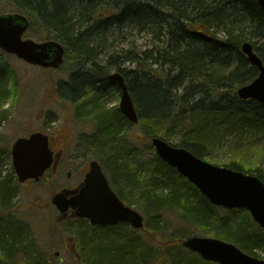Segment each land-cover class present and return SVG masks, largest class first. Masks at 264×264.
<instances>
[{
  "label": "trees",
  "instance_id": "obj_1",
  "mask_svg": "<svg viewBox=\"0 0 264 264\" xmlns=\"http://www.w3.org/2000/svg\"><path fill=\"white\" fill-rule=\"evenodd\" d=\"M8 1L27 18L28 31L34 32L38 42L55 40L64 47L59 70L72 72L58 89L72 103L75 119L90 128L78 133L76 143L84 150L103 153L100 161L107 173L114 164L117 175L112 173L109 179L122 201L126 195L115 187L114 179L121 178L128 196L141 180L128 158L116 155L126 144L123 128L133 125L117 107L107 109L100 101L99 96L113 88L105 80L108 73L119 72L125 78L146 140L160 137L169 143L176 139V147L208 160L223 125L247 122L264 129V107L236 96V89L257 74L241 45L251 43L264 63V12L255 0ZM139 37L144 42L139 43ZM7 73L0 63V114L7 111L2 109L7 94L14 95L17 88L12 83L7 89L3 82ZM2 153L8 155V148L0 147ZM221 165L255 175L264 183V172L240 159ZM145 171L149 186L137 195L143 201L144 227L137 231L120 224L93 229L86 221H70L79 241L69 258L74 264H214L181 247L182 239L212 224L224 229L210 232L211 237L233 241L249 255L256 256L255 250L264 254V231L247 212L217 215L218 208L157 156ZM9 176H0V264L59 263L56 258H44L30 229L12 209L19 184L11 186ZM159 185L165 190L156 194ZM192 194L194 203L189 202ZM168 212L177 213L184 226L180 234L163 240L157 224ZM235 214H241L247 224L232 223ZM198 225L199 231H191Z\"/></svg>",
  "mask_w": 264,
  "mask_h": 264
},
{
  "label": "rangeland",
  "instance_id": "obj_2",
  "mask_svg": "<svg viewBox=\"0 0 264 264\" xmlns=\"http://www.w3.org/2000/svg\"><path fill=\"white\" fill-rule=\"evenodd\" d=\"M11 12H17L13 4L8 0H0V13ZM23 38L37 41L34 32L31 31H28ZM144 40L145 38L139 37L138 41L142 43ZM0 63L5 64L10 72L4 76L5 80L3 81L7 89L12 83L17 86L14 95L9 93L6 96L5 107L2 109L7 111L0 114V147H6L9 150L16 138L27 137L33 132H43L55 139L57 149L69 150L63 154L64 160L68 163L65 171L60 175H50L39 183L31 182L19 185L11 199V207L17 212L18 218L30 229L31 236L43 250L45 259L52 257L58 261L61 258V263L57 264H74L69 258L79 243L77 232L70 226V219L63 218L56 222V212L50 201L52 196L60 190L69 189L80 183L83 169L88 167L91 160H97L101 164L100 160L104 154L93 148L84 150L83 147L79 148L76 143L78 133L80 131L89 132L90 128L75 119L72 103L58 89L59 84L69 81V75L72 72L70 69L69 71L67 69L46 70L30 66L1 50ZM99 98L107 109L118 107L119 93L115 88H108ZM239 127L243 128L239 131L234 129ZM220 130L221 134L214 142L207 162L221 166L229 160L240 159L249 167L264 172V129L261 125H249L247 122L243 126L225 124ZM122 132L125 134L126 144H122V150L119 149L116 155L122 159L128 158L129 165H134L132 167H135L139 172L141 182L139 180V186L132 196L126 194L120 185L121 178L118 176V180L114 179L115 187L127 196H124L125 201L123 202L144 216L142 197L138 199L137 195L142 193L144 187L149 186V178L145 170L153 165L156 155L150 140L145 139L138 125L130 128L124 127ZM169 144L176 146L178 141L172 139ZM11 164L10 152L8 155L2 153L0 176L8 177L10 175V185L12 186L17 181L14 172L11 173ZM109 167L112 169L110 173L103 170L107 178L112 180L111 174L113 173L114 176L117 174L114 164ZM68 171H71L70 176L66 175ZM161 188V185L156 187L155 193L158 194ZM188 191L189 194L192 193L190 190ZM195 201L196 197L193 194L189 195V202L194 203ZM224 211L226 210L220 208L217 215H223ZM231 222L247 224L241 214H235ZM157 225L163 233V240H167L180 234L184 223L180 221L177 213L168 212L160 218ZM197 228L192 227L191 231H199L201 225H198ZM222 229H224L223 226L212 224L207 228L204 226L202 233L196 232L191 235L211 237L210 232ZM231 242L233 243V241ZM54 251L60 252L58 258L54 256ZM254 252L258 258L264 259L262 251L255 250ZM66 261L67 263H65Z\"/></svg>",
  "mask_w": 264,
  "mask_h": 264
},
{
  "label": "water",
  "instance_id": "obj_3",
  "mask_svg": "<svg viewBox=\"0 0 264 264\" xmlns=\"http://www.w3.org/2000/svg\"><path fill=\"white\" fill-rule=\"evenodd\" d=\"M256 1L264 11V0ZM28 27L27 19L21 14L0 15V49L31 65L59 67L64 56L63 46L57 41L37 43L23 39ZM241 51L257 68L258 76L249 85L238 89L237 95L243 100L250 98L264 105V65L249 43H243ZM106 79L120 91V112L129 122L136 124L137 113L123 76L112 72ZM151 144L158 158L185 177L209 203L228 210H247L253 221L264 230V184L258 178L214 166L158 137L152 138ZM11 157L19 183L38 181L53 162L48 137L39 132L28 138L16 139L11 146ZM51 202L60 214L72 209L78 218L88 219L92 225L128 223L134 229L143 227V217L118 199L97 161L89 163V171L75 195L68 198L64 193H57ZM181 245L213 263L264 264V260L216 238L193 236L183 240Z\"/></svg>",
  "mask_w": 264,
  "mask_h": 264
},
{
  "label": "flooded vegetation",
  "instance_id": "obj_4",
  "mask_svg": "<svg viewBox=\"0 0 264 264\" xmlns=\"http://www.w3.org/2000/svg\"><path fill=\"white\" fill-rule=\"evenodd\" d=\"M48 137H49V148H50V150L52 151V153H53V156H54V164L52 165V167L49 169V170H47L46 172H45V174H44V177L41 179V180H43V179H45L46 177H50V175H52V176H56V175H60L63 171H65L66 170V168L68 167V163L66 162V160H64V157H63V154L64 153H66L67 151H69V150H67V149H63V148H60V149H57L55 146H56V143L54 142L55 141V139L53 138V137H51L50 135H48ZM88 172V168H84L83 169V172H82V180H81V182L80 183H77V184H75L74 186H72V187H70L69 189H63V190H61V191H66V192H68V197L69 196H71V195H73V194H75L77 191H78V189L80 188V186H81V184H82V182H83V180H84V177H85V175H86V173ZM66 175H68V176H70L71 175V171H68V172H66ZM32 181L31 180H29V181H27V182H25V183H31ZM58 217V214L56 215V218ZM74 218L75 217V215H74V212L72 211V210H70L66 215H64L63 216V218ZM64 218V219H65ZM78 219V218H77ZM56 220V219H55ZM60 220H62V218H58L57 220H56V222L57 221H60ZM78 220H81V219H78ZM83 220V219H82ZM87 221V220H86ZM87 223L89 224V226L91 227V228H93V229H101V228H108V227H110V226H108V225H106V226H93V225H91L88 221H87ZM25 261V260H24ZM24 261H18V264H24ZM60 262L59 263H61V261H62V259L60 258V260H59ZM2 263V262H1ZM66 263V262H65ZM2 264H13L12 262H4V263H2Z\"/></svg>",
  "mask_w": 264,
  "mask_h": 264
},
{
  "label": "bare ground",
  "instance_id": "obj_5",
  "mask_svg": "<svg viewBox=\"0 0 264 264\" xmlns=\"http://www.w3.org/2000/svg\"><path fill=\"white\" fill-rule=\"evenodd\" d=\"M161 189H164V188H161ZM165 190V189H164ZM160 192V191H159Z\"/></svg>",
  "mask_w": 264,
  "mask_h": 264
}]
</instances>
